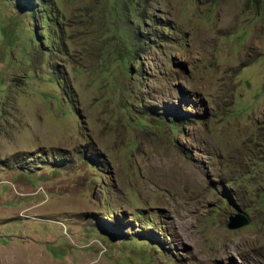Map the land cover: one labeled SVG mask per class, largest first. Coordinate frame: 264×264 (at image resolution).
I'll use <instances>...</instances> for the list:
<instances>
[{"label": "rangeland", "instance_id": "374dc122", "mask_svg": "<svg viewBox=\"0 0 264 264\" xmlns=\"http://www.w3.org/2000/svg\"><path fill=\"white\" fill-rule=\"evenodd\" d=\"M0 264H264V0H0Z\"/></svg>", "mask_w": 264, "mask_h": 264}, {"label": "water", "instance_id": "95a60500", "mask_svg": "<svg viewBox=\"0 0 264 264\" xmlns=\"http://www.w3.org/2000/svg\"><path fill=\"white\" fill-rule=\"evenodd\" d=\"M250 223L249 219L245 215L236 214L229 218L227 228L229 230H236L242 228Z\"/></svg>", "mask_w": 264, "mask_h": 264}, {"label": "trees", "instance_id": "16d2710c", "mask_svg": "<svg viewBox=\"0 0 264 264\" xmlns=\"http://www.w3.org/2000/svg\"><path fill=\"white\" fill-rule=\"evenodd\" d=\"M36 2L41 3L42 0H36ZM42 7L45 8V5H42ZM47 7H48V6H47ZM44 17H45V21H46V22H49V21H50V19H49V15H48V14H44Z\"/></svg>", "mask_w": 264, "mask_h": 264}]
</instances>
